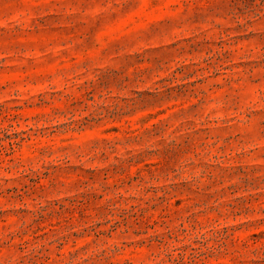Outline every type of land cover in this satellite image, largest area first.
Instances as JSON below:
<instances>
[{
  "label": "rangeland",
  "instance_id": "1",
  "mask_svg": "<svg viewBox=\"0 0 264 264\" xmlns=\"http://www.w3.org/2000/svg\"><path fill=\"white\" fill-rule=\"evenodd\" d=\"M0 264H264V0H0Z\"/></svg>",
  "mask_w": 264,
  "mask_h": 264
}]
</instances>
